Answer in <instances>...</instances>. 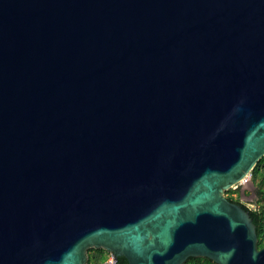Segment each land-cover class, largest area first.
I'll use <instances>...</instances> for the list:
<instances>
[{
  "label": "water",
  "instance_id": "1",
  "mask_svg": "<svg viewBox=\"0 0 264 264\" xmlns=\"http://www.w3.org/2000/svg\"><path fill=\"white\" fill-rule=\"evenodd\" d=\"M263 156L264 0H0V264H264Z\"/></svg>",
  "mask_w": 264,
  "mask_h": 264
},
{
  "label": "flooded vegetation",
  "instance_id": "2",
  "mask_svg": "<svg viewBox=\"0 0 264 264\" xmlns=\"http://www.w3.org/2000/svg\"><path fill=\"white\" fill-rule=\"evenodd\" d=\"M254 168L246 180L242 182L244 185L239 183L240 185L237 184L230 188L229 195L234 200L231 202L240 204L249 212L256 230L259 227L261 233L264 234V165L259 166V172H255ZM227 191L226 195L228 194ZM123 258L122 256L118 257L121 262L124 261Z\"/></svg>",
  "mask_w": 264,
  "mask_h": 264
},
{
  "label": "trees",
  "instance_id": "3",
  "mask_svg": "<svg viewBox=\"0 0 264 264\" xmlns=\"http://www.w3.org/2000/svg\"><path fill=\"white\" fill-rule=\"evenodd\" d=\"M261 165H264V156L257 162V165L255 166L254 168V171L255 172H259L260 169H259V166ZM231 190L227 191V198L230 200V201H234L233 198L229 195ZM264 211V209H263ZM257 235H258V238H259V241H258V247H263L264 246V234L261 233L260 231V228L257 227ZM88 256H89V264H94L96 262L98 263H102L106 258H107V253L102 250V249H89L88 250ZM124 261L121 262L119 259H118V263L119 264H126L127 261L125 258H123ZM183 264H216L214 263L212 260L208 259V258H205V257H189Z\"/></svg>",
  "mask_w": 264,
  "mask_h": 264
},
{
  "label": "built area",
  "instance_id": "4",
  "mask_svg": "<svg viewBox=\"0 0 264 264\" xmlns=\"http://www.w3.org/2000/svg\"><path fill=\"white\" fill-rule=\"evenodd\" d=\"M116 260L114 256L110 253H107V258L101 264H115Z\"/></svg>",
  "mask_w": 264,
  "mask_h": 264
},
{
  "label": "rangeland",
  "instance_id": "5",
  "mask_svg": "<svg viewBox=\"0 0 264 264\" xmlns=\"http://www.w3.org/2000/svg\"><path fill=\"white\" fill-rule=\"evenodd\" d=\"M242 184V183H241ZM240 185V184H239ZM242 185H244V184H242ZM94 264H101V263H98V262H96V263H94Z\"/></svg>",
  "mask_w": 264,
  "mask_h": 264
}]
</instances>
